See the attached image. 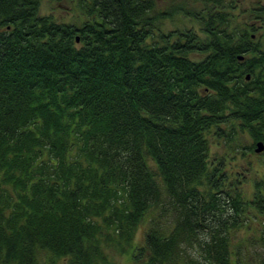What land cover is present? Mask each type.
Listing matches in <instances>:
<instances>
[{
  "label": "trees",
  "instance_id": "trees-1",
  "mask_svg": "<svg viewBox=\"0 0 264 264\" xmlns=\"http://www.w3.org/2000/svg\"><path fill=\"white\" fill-rule=\"evenodd\" d=\"M72 1L65 23L0 0V264H112L139 227L141 264H254L230 232L264 190L245 199L209 150L230 121L264 144V5L241 25L232 0H192L199 32L165 33L177 7Z\"/></svg>",
  "mask_w": 264,
  "mask_h": 264
},
{
  "label": "rangeland",
  "instance_id": "rangeland-1",
  "mask_svg": "<svg viewBox=\"0 0 264 264\" xmlns=\"http://www.w3.org/2000/svg\"><path fill=\"white\" fill-rule=\"evenodd\" d=\"M230 5H232V8H227V11H231L232 21L241 25L245 22L251 24L249 12H252L255 7L264 5V0H232ZM157 7L162 12H169V10L173 11L176 7L178 8L170 17L161 18L159 26L163 32L168 33L176 29L188 28L199 32L200 26L194 18V13L203 12L205 9L203 3L193 2L192 0H157ZM80 12L75 1L72 0H41L40 14L50 15L60 22H76ZM190 12L192 13L190 14ZM257 28H259V25H257ZM248 30L251 31L249 28ZM261 32L262 29L254 31L256 35H252L253 43L263 45V38L261 39V36H259ZM220 132L221 135L212 140L209 154L211 158L215 157L219 162H222L223 170L231 173L230 179L234 174L233 178L239 180L236 190H240L245 199H251L254 192H257L256 185L264 190V158L262 153L257 154L253 151L256 143L250 140L248 131H243L239 121H230L222 126ZM247 213L244 212V215H242V226L231 230L232 243H235L236 251L241 249V257L247 256L255 262L254 264H259L261 259L264 258L263 247L258 246L259 242L252 244L249 240L260 236L261 226L258 222L264 219V214L256 210ZM254 214L257 217L254 218L253 216V220L249 216ZM142 232V227L136 230L131 246L116 243L115 246L104 247V254L108 261L112 264H141L140 259L134 260L132 258V246L141 244ZM238 244H241V246H238Z\"/></svg>",
  "mask_w": 264,
  "mask_h": 264
},
{
  "label": "flooded vegetation",
  "instance_id": "flooded-vegetation-1",
  "mask_svg": "<svg viewBox=\"0 0 264 264\" xmlns=\"http://www.w3.org/2000/svg\"><path fill=\"white\" fill-rule=\"evenodd\" d=\"M253 23L256 24V23H257V20H255ZM251 24H252V23H251ZM257 25H258V24H256V28H257ZM227 124H228V123H227ZM239 124H241V126H242V128H243V131H244V132H247L246 128H244V126H247V124L244 123V122H242V121H239ZM225 125H226V124H225ZM225 125H224V126H225ZM249 138H250V140L254 141L255 143H256L257 141H259V140H256V141H255L250 135H249ZM255 143H254V144H255ZM253 151H254L255 153H257V154H261V153H262V152H256V151H255V146L253 147Z\"/></svg>",
  "mask_w": 264,
  "mask_h": 264
},
{
  "label": "water",
  "instance_id": "water-1",
  "mask_svg": "<svg viewBox=\"0 0 264 264\" xmlns=\"http://www.w3.org/2000/svg\"><path fill=\"white\" fill-rule=\"evenodd\" d=\"M76 40L78 41V38H76ZM238 57H239V59H241L243 56L239 55ZM247 77H249V75H247ZM263 149H264V144H263V142H262V141H257V142H256L255 151H256V152H262Z\"/></svg>",
  "mask_w": 264,
  "mask_h": 264
}]
</instances>
